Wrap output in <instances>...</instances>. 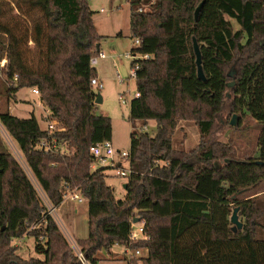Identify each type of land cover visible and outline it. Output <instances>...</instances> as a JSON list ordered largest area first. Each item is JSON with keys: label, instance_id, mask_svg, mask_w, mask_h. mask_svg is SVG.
<instances>
[{"label": "trees", "instance_id": "trees-1", "mask_svg": "<svg viewBox=\"0 0 264 264\" xmlns=\"http://www.w3.org/2000/svg\"><path fill=\"white\" fill-rule=\"evenodd\" d=\"M89 3L0 0V85L7 105L0 123L54 206L62 205L66 187L86 199L89 234L76 244L88 263L98 264L99 253L119 245L147 251L141 264H264V238L258 236L264 211L258 197L247 199L264 184V0H129L131 39L141 42L131 49L139 56L131 69L140 96L129 119L132 128L153 121L157 133H131L133 174L124 200L107 184V168L91 169L90 149L111 141L113 127L95 110L91 83L98 77L91 60L101 53L103 37ZM194 39L205 81L198 78ZM25 88L38 89L56 123L52 134L34 115L10 113V98ZM228 102L239 119L235 129L242 118L257 124L254 158H237L231 140L206 142ZM181 121L195 122L201 134L188 151L173 143ZM42 142L58 145V151L42 150ZM244 189L251 190L233 199ZM235 208L244 220L237 232L231 224ZM134 218L145 222L149 241L131 240ZM35 222L41 226L27 233ZM26 234L42 258L17 254L12 243ZM0 264H81L28 174L3 146Z\"/></svg>", "mask_w": 264, "mask_h": 264}, {"label": "rangeland", "instance_id": "rangeland-1", "mask_svg": "<svg viewBox=\"0 0 264 264\" xmlns=\"http://www.w3.org/2000/svg\"><path fill=\"white\" fill-rule=\"evenodd\" d=\"M89 6L94 13L93 20L98 34L103 37L100 42V51L107 56V59L100 60L95 67L97 77L103 84L102 89L96 87L94 89L95 93L100 95L103 100L101 104L95 103L96 114L111 118L113 127L111 143L114 150L121 153H130V137L133 131L148 133L150 136H155L157 133L155 122H149L146 127H143L141 123H137L136 127L132 128L129 119L131 101L137 93L136 81L132 78L131 69V63L134 58L132 55L129 58L127 57L135 46L134 40L131 39L130 31V3L129 0H90ZM236 27L237 25H235V29ZM30 48H34V45L30 44ZM2 89L3 86L0 85V92H2ZM3 94H5L4 91L2 94L0 93V112L7 107L6 97ZM228 95L231 97L230 91H228ZM122 96L125 98V103L120 100ZM9 107V111L13 116L29 119L34 115L39 121L41 128L43 130L47 129L45 118L49 111L41 102L40 96L33 94L31 89H22L16 94V97L10 98ZM231 120L232 116L228 102L224 111L216 116L215 126L211 134L206 137V142L217 140L227 142L231 140L236 145L237 158L246 160L256 157V125L251 120L242 118L239 129H235V127L230 125ZM238 122L239 119L237 120V125ZM244 124H247L246 128L248 130L246 131L241 129ZM200 140L201 134L195 122L181 121L173 135L174 147L184 151L195 148ZM1 146L13 155L27 173L28 167L20 153L19 147L0 123ZM216 163L217 167H221L223 161L220 160ZM99 168L101 166L97 162H94L91 167L92 171ZM107 175V184L114 189L116 199L124 200L127 195L124 185L127 184L128 180L117 177L116 173L109 169L107 170ZM254 197H258L257 200L262 204L264 211V184L261 185L257 195L247 199ZM76 210H78V214L75 213ZM56 220L62 233L73 247H77L76 242L78 240L87 239L89 234L88 203L78 204L77 202L69 201L63 203L57 211ZM239 220L244 225V220L241 216H239ZM259 224L261 228L264 226V214L262 219L259 220ZM40 226L41 222L33 223L29 226L27 233L37 230ZM133 231L138 238L141 237L136 227ZM258 236L264 238V229ZM17 241L19 242L16 246V252L20 257L26 260L40 257L35 250L36 242L33 237L26 234L24 238ZM125 249L126 247L116 245L110 252L99 253L98 264H141L142 259H133L129 262ZM143 254L146 256V251L143 250Z\"/></svg>", "mask_w": 264, "mask_h": 264}, {"label": "built area", "instance_id": "built-area-1", "mask_svg": "<svg viewBox=\"0 0 264 264\" xmlns=\"http://www.w3.org/2000/svg\"><path fill=\"white\" fill-rule=\"evenodd\" d=\"M104 11V10H102ZM140 12H142V9L139 10ZM134 44L135 47H139L141 42L139 39H135L134 40ZM131 55L133 56L134 59L139 58V56L137 57L136 55H133L132 53L130 55H128L127 57H131ZM145 59H148V56L144 57ZM107 59V56L104 53H100L98 57L93 58L91 60V65L93 67H96L99 63L100 60H105ZM6 61L1 63V67L5 66ZM136 77V70L132 69V78L135 79ZM18 79V76L16 75L14 78V81L16 82ZM92 86L95 88H99L102 89L103 88V84L102 82L98 79L95 78L92 80ZM32 93L40 96V93L38 91V89H31ZM140 95L138 93L135 94V97L133 98V100L135 98H138ZM120 100L122 101V103H125V98L124 96H122L120 98ZM132 100V101H133ZM131 101V103H132ZM50 112H47V116L45 118L46 122H47V130L49 132V134H52L53 132H55L56 130V123L54 121L50 120ZM39 148H41L42 150H45L46 152H57L58 151V145L53 144V145H49L46 142H42L39 146ZM90 153L94 158V161L99 163L101 168H107L109 170H113L116 173L117 177L120 178H125L127 180H129L133 174V170H132V166H131V154L127 153V152H116L113 148V145L111 143V141H105L99 144H96L95 146H93L90 149ZM27 174L30 178V180L32 181L34 187L36 188L40 199L42 200L46 210H47V215L53 217L56 220L57 217V211L59 210L60 207L54 206L49 199L47 198L46 194L44 193V191L41 189L40 185L38 184V182L35 180V178L33 177V175L31 174V172L29 171V169L27 170ZM77 202L78 204H84L86 201V199L84 197H82L80 195V192L78 189H74L71 190L69 187H66V193L64 195V200L62 202ZM136 220H140L139 222H135ZM57 222V220H56ZM58 223V222H57ZM132 225V229H131V235L130 238L133 242H137L139 240H145V241H149L150 237L147 236V234H145V222H143L141 219L139 218H134L131 222ZM137 228V232L141 237H137L134 234L133 229ZM19 239H15L13 241V246H17L18 242L17 241ZM72 246V245H71ZM72 248L75 250L78 259L80 260L81 264H89L88 261L86 260V258L84 257V255L82 254L81 250L78 249V246L75 248L72 246ZM125 254L127 256V259L129 262H131L133 259H142L144 257L147 256V251H146V256H144L143 254V250L141 249H137L134 250L131 247H126L125 249Z\"/></svg>", "mask_w": 264, "mask_h": 264}, {"label": "water", "instance_id": "water-1", "mask_svg": "<svg viewBox=\"0 0 264 264\" xmlns=\"http://www.w3.org/2000/svg\"><path fill=\"white\" fill-rule=\"evenodd\" d=\"M201 7L202 5H200L197 10H196V13H195V17L196 19L198 18L199 16V13H200V10H201ZM193 46H194V52H195V55H196V65H197V72H198V78L202 81H205L206 78H205V75H204V72H203V66H202V57H201V51H200V47H199V44L197 43V41L194 39V42H193ZM229 76L232 78L234 76V72H231L229 74ZM235 86V81L231 82L228 84V87L229 88H232ZM102 97L100 95H98L97 99H96V102L97 104H101L102 103ZM237 120H238V116L237 115H233L232 116V120L230 122V125L232 127H236L237 126ZM227 162L229 163V160H227ZM127 188V184L124 185V189L126 190ZM251 189H244V190H241L239 191L234 197L233 199H236L237 197L239 196H242L243 194L245 193H248ZM239 211L240 209L239 208H235L234 211H233V214H232V217H231V224L233 225V231L234 232H237V231H240L242 230L243 228V224L240 222L239 220ZM140 220H136L135 222H139Z\"/></svg>", "mask_w": 264, "mask_h": 264}, {"label": "crops", "instance_id": "crops-1", "mask_svg": "<svg viewBox=\"0 0 264 264\" xmlns=\"http://www.w3.org/2000/svg\"><path fill=\"white\" fill-rule=\"evenodd\" d=\"M238 28H239V27L237 26V27H236V30H237ZM100 81H101V80H100ZM101 82H102V81H101ZM9 110H10V107H9ZM246 120H248V118H246ZM249 120H250V119H249ZM251 121H252V120H251ZM252 122H253V121H252ZM253 123L257 126V124H256L255 122H253ZM246 125H247V124H244V125H243V128H241V129H244L245 131L248 130V128H246ZM217 141H221V140H217ZM221 142H226V141H221ZM227 142H228V141H227ZM85 203H87V202H85ZM85 203H84V204H85ZM75 213L78 214V210H76Z\"/></svg>", "mask_w": 264, "mask_h": 264}]
</instances>
